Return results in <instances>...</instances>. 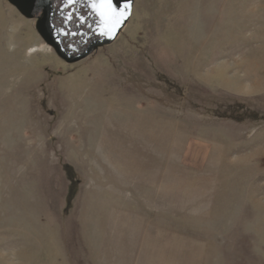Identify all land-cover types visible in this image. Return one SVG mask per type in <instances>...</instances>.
I'll list each match as a JSON object with an SVG mask.
<instances>
[{
	"label": "rangeland",
	"instance_id": "obj_1",
	"mask_svg": "<svg viewBox=\"0 0 264 264\" xmlns=\"http://www.w3.org/2000/svg\"><path fill=\"white\" fill-rule=\"evenodd\" d=\"M0 264H264V0H133L72 64L0 0Z\"/></svg>",
	"mask_w": 264,
	"mask_h": 264
},
{
	"label": "water",
	"instance_id": "obj_2",
	"mask_svg": "<svg viewBox=\"0 0 264 264\" xmlns=\"http://www.w3.org/2000/svg\"><path fill=\"white\" fill-rule=\"evenodd\" d=\"M27 19H35V30L47 46L67 64L76 63L91 55L100 47L110 45L128 22L133 0H113V6L122 7L130 3L128 18L117 31L102 35L99 17L90 6L93 0H6ZM40 10L36 12L37 6ZM62 11L64 13L62 14Z\"/></svg>",
	"mask_w": 264,
	"mask_h": 264
},
{
	"label": "snow or ice",
	"instance_id": "obj_3",
	"mask_svg": "<svg viewBox=\"0 0 264 264\" xmlns=\"http://www.w3.org/2000/svg\"><path fill=\"white\" fill-rule=\"evenodd\" d=\"M69 5L75 3V0H67ZM99 17L102 25V35H113L122 23L128 18L130 3L124 4L120 8L113 6V0H93L90 5Z\"/></svg>",
	"mask_w": 264,
	"mask_h": 264
},
{
	"label": "flooded vegetation",
	"instance_id": "obj_4",
	"mask_svg": "<svg viewBox=\"0 0 264 264\" xmlns=\"http://www.w3.org/2000/svg\"><path fill=\"white\" fill-rule=\"evenodd\" d=\"M40 7H41L40 5L37 6V8H36V12H38V11L40 10ZM63 13H64V11H62V14H63ZM34 21H35V23H36V20H35V19H34Z\"/></svg>",
	"mask_w": 264,
	"mask_h": 264
},
{
	"label": "crops",
	"instance_id": "obj_5",
	"mask_svg": "<svg viewBox=\"0 0 264 264\" xmlns=\"http://www.w3.org/2000/svg\"><path fill=\"white\" fill-rule=\"evenodd\" d=\"M121 231H122V230H121ZM121 234L123 235V233H122V232H121ZM118 236H119V232H118ZM116 246H117V245H116ZM116 246H115V247H116ZM116 250H117V252H118V246H117Z\"/></svg>",
	"mask_w": 264,
	"mask_h": 264
}]
</instances>
